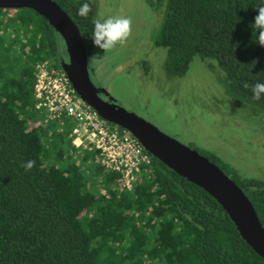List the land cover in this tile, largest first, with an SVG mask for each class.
Segmentation results:
<instances>
[{"label": "trees", "instance_id": "trees-1", "mask_svg": "<svg viewBox=\"0 0 264 264\" xmlns=\"http://www.w3.org/2000/svg\"><path fill=\"white\" fill-rule=\"evenodd\" d=\"M55 1L91 55L97 3ZM146 1L163 13L155 45L168 50L170 76H185L197 55L215 60L230 99L264 117V96L252 93L264 83L252 27L261 0ZM85 2L86 18L77 14ZM0 17V264H264L217 199L158 158L127 190L95 153L72 145L69 124L36 125L46 115L36 108V63L57 55L62 36L32 8H0ZM200 153L244 189L264 226V180Z\"/></svg>", "mask_w": 264, "mask_h": 264}, {"label": "rangeland", "instance_id": "rangeland-1", "mask_svg": "<svg viewBox=\"0 0 264 264\" xmlns=\"http://www.w3.org/2000/svg\"><path fill=\"white\" fill-rule=\"evenodd\" d=\"M93 1L98 17L132 20L123 42L106 51L97 46L90 55L95 86H103L119 104L168 135L204 154L218 155L243 177L264 180V117L254 116L247 103L230 99L217 62L197 55L185 76H170L168 50L155 45L163 19L160 9L146 0ZM58 39L57 55L48 58L52 70H61V60L69 59L63 37Z\"/></svg>", "mask_w": 264, "mask_h": 264}, {"label": "water", "instance_id": "water-1", "mask_svg": "<svg viewBox=\"0 0 264 264\" xmlns=\"http://www.w3.org/2000/svg\"><path fill=\"white\" fill-rule=\"evenodd\" d=\"M0 8H32L44 16L63 37L68 60L62 68L78 94L108 121L130 130L145 148L179 175L209 192L227 211L244 240L264 258V226L244 189L219 165L197 149L163 132L136 112L105 99L92 81L89 56L81 31L55 0H0ZM108 93L105 88L101 89Z\"/></svg>", "mask_w": 264, "mask_h": 264}, {"label": "built area", "instance_id": "built-area-1", "mask_svg": "<svg viewBox=\"0 0 264 264\" xmlns=\"http://www.w3.org/2000/svg\"><path fill=\"white\" fill-rule=\"evenodd\" d=\"M36 69V108L46 113L36 125L58 121L69 124L72 145L95 153L96 161L106 172L115 173L116 181L125 189L135 190L153 165V156L140 139L130 130L103 118L84 101L63 68L52 70L48 59H40Z\"/></svg>", "mask_w": 264, "mask_h": 264}, {"label": "clouds", "instance_id": "clouds-1", "mask_svg": "<svg viewBox=\"0 0 264 264\" xmlns=\"http://www.w3.org/2000/svg\"><path fill=\"white\" fill-rule=\"evenodd\" d=\"M258 15L252 25L255 29V42L264 46V0L261 6L257 7ZM91 11L90 4L85 2L79 8L77 14L81 17H88ZM92 37L94 44L104 51L112 49L118 42H123L129 35L132 20L124 16H100L93 18ZM254 35V32H253ZM248 87V85H245ZM253 99L260 100L264 96V83L257 82L252 87ZM35 164L34 160H28L21 166L25 171L30 170Z\"/></svg>", "mask_w": 264, "mask_h": 264}, {"label": "flooded vegetation", "instance_id": "flooded-vegetation-1", "mask_svg": "<svg viewBox=\"0 0 264 264\" xmlns=\"http://www.w3.org/2000/svg\"><path fill=\"white\" fill-rule=\"evenodd\" d=\"M89 57H90V55H88ZM63 60H66V59H63ZM63 62V61H62ZM97 88H99V94L102 96V97H104L105 99H107V100H109V99H111V98H113L112 96H111V94L108 92V93H106V92H103L101 89L103 88V86H100V87H97ZM115 102H117L116 100H115ZM118 103V102H117Z\"/></svg>", "mask_w": 264, "mask_h": 264}]
</instances>
